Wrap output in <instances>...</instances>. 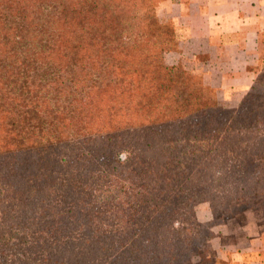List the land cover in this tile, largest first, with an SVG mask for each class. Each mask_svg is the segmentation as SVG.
<instances>
[{"label": "trees", "instance_id": "obj_1", "mask_svg": "<svg viewBox=\"0 0 264 264\" xmlns=\"http://www.w3.org/2000/svg\"><path fill=\"white\" fill-rule=\"evenodd\" d=\"M156 2L0 0L1 264H219L194 203L264 215V89L220 108Z\"/></svg>", "mask_w": 264, "mask_h": 264}, {"label": "crops", "instance_id": "obj_2", "mask_svg": "<svg viewBox=\"0 0 264 264\" xmlns=\"http://www.w3.org/2000/svg\"><path fill=\"white\" fill-rule=\"evenodd\" d=\"M156 16L175 29L178 52L170 61L181 59L217 101L237 103L258 92L264 82V0H164ZM222 235L228 242H219L218 254L228 253V264H264V223L225 228Z\"/></svg>", "mask_w": 264, "mask_h": 264}, {"label": "rangeland", "instance_id": "obj_3", "mask_svg": "<svg viewBox=\"0 0 264 264\" xmlns=\"http://www.w3.org/2000/svg\"><path fill=\"white\" fill-rule=\"evenodd\" d=\"M162 1H164V0H157V2H156V5L154 7L155 16H156V7ZM156 22H157V24H161V25H165V23H167V22H165V20L161 16H156ZM169 23L172 25L171 22H169ZM174 30L175 29H174V26H173V36H174L173 37L174 38L173 41H175V46H176V49L178 50L179 42H178V40L175 37V31ZM174 53H176V52H171L168 56L169 57H171V56L173 57ZM198 59L200 61L202 58L199 57ZM194 74H196V73H194ZM263 89H264V82H262L261 87L258 88V92H248V93H260ZM212 94H214V93H212ZM214 96H215V94H214ZM227 98H229V97H227ZM237 103H235L232 100H230V101H220V100L217 101V104H218V106L220 108L227 109V110H234L236 108V106H237ZM229 206H230V209L234 208L233 207L234 206L233 203H229ZM192 210H193V220L195 222L201 223V224L209 223L208 226H207V229H209L211 236H210V240H209V243H208L209 244L208 245V249L212 252V255L217 260L220 261L221 264H228L229 261H230V257L228 256L229 255L228 253H225V252L222 251L224 258H220L219 254H218V250L219 249H217V248L219 246V242L222 241L224 243H227L228 242V237H229L228 235H222L224 238L223 239L219 238L221 230H224L225 228L234 229L236 227L244 226V225H246L248 223L251 224V222L252 223H255V222L264 223V215H262L261 210H258V209L237 208L236 211L231 210L226 215L213 216L211 214L210 206L208 205V203L206 201L202 200V201H198V202L194 203ZM113 218L111 219L112 221H113ZM134 219L139 221L140 220V216H134L133 220ZM173 225H174V227H176V223L173 224ZM48 239H50V237L47 238L46 240H48ZM26 240L29 243L27 245H33L35 243V240L32 239V238L30 239L29 236H27ZM19 249H21L23 251L26 248H23L21 246ZM196 260H197L196 257L191 259L192 262H195ZM0 264H1V262H0Z\"/></svg>", "mask_w": 264, "mask_h": 264}, {"label": "clouds", "instance_id": "obj_4", "mask_svg": "<svg viewBox=\"0 0 264 264\" xmlns=\"http://www.w3.org/2000/svg\"><path fill=\"white\" fill-rule=\"evenodd\" d=\"M120 158L121 159H123L124 158V154L122 153V154H120Z\"/></svg>", "mask_w": 264, "mask_h": 264}]
</instances>
